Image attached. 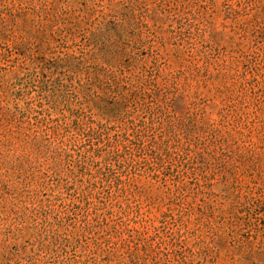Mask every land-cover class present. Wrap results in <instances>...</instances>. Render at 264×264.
Segmentation results:
<instances>
[{"label":"rangeland","instance_id":"obj_1","mask_svg":"<svg viewBox=\"0 0 264 264\" xmlns=\"http://www.w3.org/2000/svg\"><path fill=\"white\" fill-rule=\"evenodd\" d=\"M0 264H264V0H0Z\"/></svg>","mask_w":264,"mask_h":264}]
</instances>
